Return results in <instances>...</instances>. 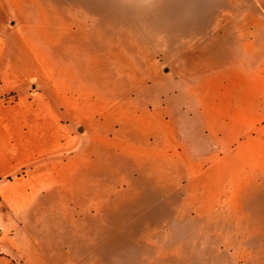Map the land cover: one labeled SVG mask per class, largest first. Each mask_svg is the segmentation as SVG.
<instances>
[{
  "label": "crops",
  "instance_id": "0c3cea01",
  "mask_svg": "<svg viewBox=\"0 0 264 264\" xmlns=\"http://www.w3.org/2000/svg\"><path fill=\"white\" fill-rule=\"evenodd\" d=\"M26 2L42 0H0V178L73 147L67 144L74 136L67 126L72 127L73 119H123V109L117 108L129 102L165 120L172 118L177 101L186 118L201 121L206 134L240 135L221 143L227 152L206 173L195 175V190L209 180L212 187L225 185L219 195L223 199L235 201L242 193L264 199V0H119L134 40L126 47L117 32L110 47L88 49L93 55L89 62L85 27L81 33L73 25L56 30L52 24L58 21L43 14L35 15L32 25L23 16L12 20L13 7ZM76 37L82 48L63 63L57 44ZM11 39L22 47L11 48ZM30 86L34 93L25 89ZM16 91V101L5 102L2 94ZM77 161L61 162L66 175L58 173V160H51L0 184V247L7 248L2 245L5 232L19 242L28 240L32 258L19 257L20 264L59 263V256L46 253L40 240L43 209L48 207L44 202L53 199V192L59 197L58 184L74 182ZM228 211L220 218L228 231L245 224L252 230L264 228V204L251 211ZM252 215L256 220L249 222ZM234 242L232 248L240 246ZM67 257L72 260V254Z\"/></svg>",
  "mask_w": 264,
  "mask_h": 264
},
{
  "label": "rangeland",
  "instance_id": "374dc122",
  "mask_svg": "<svg viewBox=\"0 0 264 264\" xmlns=\"http://www.w3.org/2000/svg\"><path fill=\"white\" fill-rule=\"evenodd\" d=\"M25 4L13 7L12 20L23 16L32 25L34 16L43 14L44 19L53 16L58 21L52 24L58 26L56 30L73 25L81 33L85 27L86 62L93 57L88 54L89 48L99 52L100 44L110 47L117 32H122L126 47L134 40L119 0H42ZM99 28L103 30L100 41ZM59 41L56 51L63 63L75 49L82 48L81 38ZM10 46L18 50L22 44L11 39ZM25 89L35 91L34 86ZM5 95V102L14 103L18 92ZM117 109H123V119H73L72 127L67 126L74 136L67 144L74 146L51 155L69 152L82 144L76 153L57 159L60 175H66L68 170L61 167L63 160L76 157L78 161L73 167L74 182L58 184L59 197H54L53 192V199L44 202L48 207L43 209L46 213L39 234L46 253L58 255V264H264V228L252 230L245 224L239 231H228L220 219L228 216L227 210L262 208L264 199L249 198L248 193L235 201L223 199L219 195L225 185L212 187L209 180L195 190V175L227 152L221 143L225 139L237 141L240 135L230 138L206 134L201 131V121L186 118L177 101L172 103V118L165 120L150 117L129 102ZM51 156L18 169L10 179L51 161L47 159ZM84 194L86 218L82 222ZM218 211L225 215L219 217ZM253 220L255 215L249 222ZM4 234L2 245L7 248L0 247V253L6 256L0 257V264H20L18 258L25 255L32 258L28 240L19 242L17 236ZM234 240L240 246L232 248ZM70 254L72 260L69 257L67 261Z\"/></svg>",
  "mask_w": 264,
  "mask_h": 264
},
{
  "label": "water",
  "instance_id": "95a60500",
  "mask_svg": "<svg viewBox=\"0 0 264 264\" xmlns=\"http://www.w3.org/2000/svg\"><path fill=\"white\" fill-rule=\"evenodd\" d=\"M81 128H82V127H79V128H78V131H80ZM81 147H82V144L79 143V144H78L74 149H72L71 151H69V152L67 151V152H65V153H60V154H57V155H53V156H51V157H49V158H47V159H51V160H55V159H56V160H57L58 158H66V157H69V156H71L72 154H74V153H76L77 151H79V150L81 149ZM72 152H73V153H72ZM14 174H16V171L13 172L12 174L6 176V177L1 178V179H0V183H1V182H4L5 180L10 179V177L13 176Z\"/></svg>",
  "mask_w": 264,
  "mask_h": 264
},
{
  "label": "trees",
  "instance_id": "16d2710c",
  "mask_svg": "<svg viewBox=\"0 0 264 264\" xmlns=\"http://www.w3.org/2000/svg\"><path fill=\"white\" fill-rule=\"evenodd\" d=\"M3 96L7 98V96H6L5 94H2V97H3Z\"/></svg>",
  "mask_w": 264,
  "mask_h": 264
}]
</instances>
